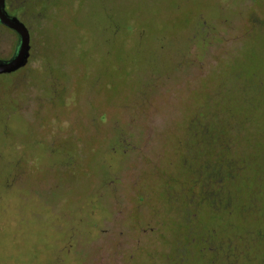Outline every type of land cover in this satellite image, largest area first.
<instances>
[{
    "label": "rangeland",
    "instance_id": "374dc122",
    "mask_svg": "<svg viewBox=\"0 0 264 264\" xmlns=\"http://www.w3.org/2000/svg\"><path fill=\"white\" fill-rule=\"evenodd\" d=\"M29 3L37 98L0 74V264H163L204 163L235 171L234 210L260 208L264 0ZM15 39L0 29V56Z\"/></svg>",
    "mask_w": 264,
    "mask_h": 264
},
{
    "label": "flooded vegetation",
    "instance_id": "af4514ba",
    "mask_svg": "<svg viewBox=\"0 0 264 264\" xmlns=\"http://www.w3.org/2000/svg\"><path fill=\"white\" fill-rule=\"evenodd\" d=\"M31 5V4H30ZM26 3L18 0H5V9L17 18L27 27L31 40V20L25 18L27 15ZM18 12V14L16 13ZM0 29H5L15 35V43L6 56L0 58L8 59L14 52L17 43V33L0 24ZM211 43V50L217 48V44ZM31 44L27 63L14 71L1 74H14V80L11 82V99L22 98L24 101H30L33 97L37 98V93L30 94V90H22L20 85L22 79L28 71L27 64L32 57ZM216 53H218L216 51ZM214 53L215 56L217 54ZM17 93V94H15ZM216 146L224 150H230L231 146L223 139H217ZM215 152V151H214ZM211 165L204 163L205 177L192 181L190 184L197 186L198 193H187L183 211H175V223L182 226L181 230L175 235L172 243L175 244L163 254V264H264V203L260 208L253 196L248 197V203L239 205L236 210L233 209L232 200L229 195L222 193L227 191V186L235 185L239 180L234 177L233 172L221 173L218 167L210 171ZM264 167H262V172ZM21 179L15 175L13 180ZM10 180L3 179L5 186L10 185ZM259 179L255 178L251 182L256 183ZM250 180L243 179L245 185ZM143 199V198H142ZM204 205L207 211L212 214L213 219L208 222L209 225H202L198 220L197 213L188 210V207ZM252 212H248V211ZM237 217V220L234 218ZM147 223V222H146ZM214 225L210 226V224ZM122 235V234H121ZM126 239H120L116 250L122 251L126 246ZM125 245L123 246V244ZM184 243L183 246H180ZM179 244V246H177ZM120 251L118 252L120 255ZM126 250H124L125 252ZM131 255H128V258ZM116 264H120L119 257Z\"/></svg>",
    "mask_w": 264,
    "mask_h": 264
},
{
    "label": "water",
    "instance_id": "95a60500",
    "mask_svg": "<svg viewBox=\"0 0 264 264\" xmlns=\"http://www.w3.org/2000/svg\"><path fill=\"white\" fill-rule=\"evenodd\" d=\"M0 24L13 29L18 36L14 52L10 58H0V74L8 73L25 65L30 50V35L28 28L5 9V0H0Z\"/></svg>",
    "mask_w": 264,
    "mask_h": 264
},
{
    "label": "trees",
    "instance_id": "16d2710c",
    "mask_svg": "<svg viewBox=\"0 0 264 264\" xmlns=\"http://www.w3.org/2000/svg\"><path fill=\"white\" fill-rule=\"evenodd\" d=\"M18 1L26 3V5H27L26 7H27L28 12H30L32 10V9H30L31 5L29 3V0H18Z\"/></svg>",
    "mask_w": 264,
    "mask_h": 264
}]
</instances>
